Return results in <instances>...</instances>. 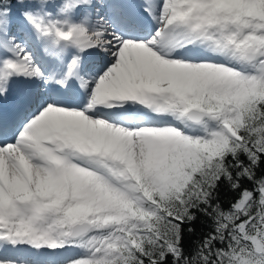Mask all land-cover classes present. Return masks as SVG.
<instances>
[{
	"label": "snow or ice",
	"instance_id": "obj_1",
	"mask_svg": "<svg viewBox=\"0 0 264 264\" xmlns=\"http://www.w3.org/2000/svg\"><path fill=\"white\" fill-rule=\"evenodd\" d=\"M0 264H264V0H0Z\"/></svg>",
	"mask_w": 264,
	"mask_h": 264
},
{
	"label": "trees",
	"instance_id": "obj_2",
	"mask_svg": "<svg viewBox=\"0 0 264 264\" xmlns=\"http://www.w3.org/2000/svg\"><path fill=\"white\" fill-rule=\"evenodd\" d=\"M222 195H224V197L227 199L229 194H222ZM196 228H197V231L200 230V224L198 222L196 224Z\"/></svg>",
	"mask_w": 264,
	"mask_h": 264
}]
</instances>
